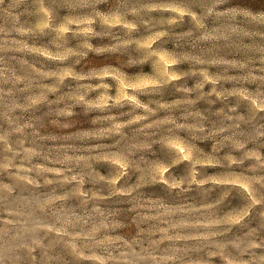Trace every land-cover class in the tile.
<instances>
[{
    "label": "rangeland",
    "instance_id": "374dc122",
    "mask_svg": "<svg viewBox=\"0 0 264 264\" xmlns=\"http://www.w3.org/2000/svg\"><path fill=\"white\" fill-rule=\"evenodd\" d=\"M0 264H264V0H0Z\"/></svg>",
    "mask_w": 264,
    "mask_h": 264
}]
</instances>
